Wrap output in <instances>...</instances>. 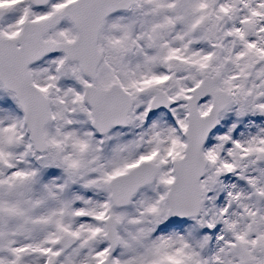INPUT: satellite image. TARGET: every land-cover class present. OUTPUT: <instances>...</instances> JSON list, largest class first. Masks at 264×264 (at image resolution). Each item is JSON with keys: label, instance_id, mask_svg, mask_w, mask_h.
Masks as SVG:
<instances>
[{"label": "snow or ice", "instance_id": "6c2138e0", "mask_svg": "<svg viewBox=\"0 0 264 264\" xmlns=\"http://www.w3.org/2000/svg\"><path fill=\"white\" fill-rule=\"evenodd\" d=\"M0 264H264V0H0Z\"/></svg>", "mask_w": 264, "mask_h": 264}]
</instances>
